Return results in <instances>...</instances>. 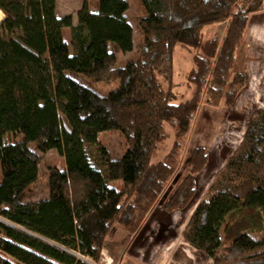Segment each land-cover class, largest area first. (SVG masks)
Returning a JSON list of instances; mask_svg holds the SVG:
<instances>
[{"label": "trees", "instance_id": "1", "mask_svg": "<svg viewBox=\"0 0 264 264\" xmlns=\"http://www.w3.org/2000/svg\"><path fill=\"white\" fill-rule=\"evenodd\" d=\"M133 1L143 41L136 58L118 67L117 52L134 51ZM56 10V0H0V264H89L80 256L99 263L114 227L136 234L183 163L181 140L203 96L214 108L231 105L247 82L236 64L250 17L264 10V0H83L75 24ZM215 24H226L225 34L205 40L204 30ZM178 46L193 54L188 100L174 82ZM76 77L119 86L102 94ZM168 127L173 148L154 161L170 138ZM107 131L125 136L122 157L99 148ZM88 146L99 151L105 173ZM50 151L64 157L66 169L50 168L48 199L23 202L39 178L41 153ZM208 160L205 147L190 152L189 173L168 210L193 201L195 175ZM116 181L121 189L112 187ZM182 237L214 264H264V109L253 113Z\"/></svg>", "mask_w": 264, "mask_h": 264}, {"label": "rangeland", "instance_id": "2", "mask_svg": "<svg viewBox=\"0 0 264 264\" xmlns=\"http://www.w3.org/2000/svg\"><path fill=\"white\" fill-rule=\"evenodd\" d=\"M58 2V17L71 16L73 22H77V12L81 9L83 0H56ZM91 5H95L96 0H88ZM141 13L137 5L133 2L129 4L128 19L134 28V51L130 53L117 52L118 67H122L127 62L137 56V51L143 41L141 32L136 28ZM4 18L0 12V22ZM227 29L226 24H215L204 30L205 40L221 38ZM250 37L243 42L238 55L236 73H243L247 76V82L236 93V98L231 105L222 103L218 107H211L203 96L201 110L196 115L192 131L189 136L182 138V165L176 169L173 182L163 195L161 201L151 211L142 227L136 234L129 233L126 229L116 226L110 232L106 243L113 254L122 253L118 260L132 258L134 261L122 264H214L206 256L193 249L182 237L193 212L199 202L206 197L207 191L215 177L227 163L229 158L240 146L245 131L250 123L251 117L257 110L264 109V10L252 15L246 30ZM64 40L70 44V30L64 32ZM245 41V38H244ZM191 52L181 46L176 47L174 53V82L176 92L181 95V100L191 99L193 92L187 87L185 82L186 74L193 68ZM82 82L102 94H108L118 88L119 83L113 85L93 84L83 77H76ZM169 140L162 147L154 161L166 158L171 152L175 142L174 132L168 127ZM9 140V137L6 138ZM6 140V141H7ZM99 148L106 147L113 158H120L126 150V138L119 131H107L99 136ZM30 147L37 150V144L32 143ZM196 147L208 149L209 160L202 172L195 175L197 193L193 201L183 209L170 211L166 204L172 195L176 184L189 173L187 162L190 152ZM93 162L105 173V169L98 163V150L95 146H88ZM39 164V178L29 187L21 200L23 202H40L49 197L47 189V179L51 167L60 170L66 169L64 157L55 151L42 154ZM2 174L0 171V183ZM112 187L121 189L122 182L116 181ZM115 257V256H114ZM85 260L89 264H118L112 257L102 258L99 263H95L88 258ZM121 258V259H120ZM137 259V260H136ZM157 260V262H156ZM164 261V262H163ZM117 262V263H116ZM153 262V263H152Z\"/></svg>", "mask_w": 264, "mask_h": 264}, {"label": "crops", "instance_id": "3", "mask_svg": "<svg viewBox=\"0 0 264 264\" xmlns=\"http://www.w3.org/2000/svg\"><path fill=\"white\" fill-rule=\"evenodd\" d=\"M56 14H57V16H59V14H58V2H57V10H56ZM62 18V17H61ZM76 22H74V24H75ZM65 30H67V29H64V31H63V36H64V32H65ZM248 37H250V33H249V36H248V34L247 35H245V41L244 42H246V39L248 38ZM67 42V41H66ZM68 43V42H67ZM194 249V248H193ZM121 255H122V253H119V254H113L112 252H111V249L109 248V245L106 243L105 244V247H104V250H103V261L104 260H106V257H112V259L114 258L115 259V257L117 258V259H115V260H117V262L118 261H120V260H118L119 259V257H121ZM115 256V257H114ZM208 258V257H207ZM121 259V258H120ZM127 259V262H131V261H134L132 258H123V260L122 261H120V262H118V264H122V263H124L125 262V260ZM208 259H210V260H212L211 258H208ZM137 260V259H136ZM213 261V260H212ZM116 262V263H117ZM156 262H157V260H156ZM164 262V261H163ZM131 263H133V262H131ZM153 263V262H152ZM114 264H115V261H114ZM153 264H158V263H153ZM164 264V263H163Z\"/></svg>", "mask_w": 264, "mask_h": 264}, {"label": "bare ground", "instance_id": "4", "mask_svg": "<svg viewBox=\"0 0 264 264\" xmlns=\"http://www.w3.org/2000/svg\"><path fill=\"white\" fill-rule=\"evenodd\" d=\"M1 12V11H0Z\"/></svg>", "mask_w": 264, "mask_h": 264}]
</instances>
